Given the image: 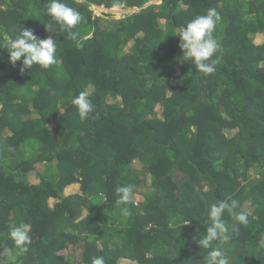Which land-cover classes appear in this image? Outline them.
<instances>
[{
    "label": "trees",
    "instance_id": "1",
    "mask_svg": "<svg viewBox=\"0 0 264 264\" xmlns=\"http://www.w3.org/2000/svg\"><path fill=\"white\" fill-rule=\"evenodd\" d=\"M157 1L64 0L87 20L71 40L48 0H0V43L23 27L58 45L55 64L23 74L0 48V264H205L197 240L225 199L249 222L225 212L229 239L213 246L264 264V0ZM118 6L136 11H93ZM213 7L220 48L205 75L178 34ZM85 90L94 110L81 119L71 100ZM20 224L27 252L9 236Z\"/></svg>",
    "mask_w": 264,
    "mask_h": 264
},
{
    "label": "clouds",
    "instance_id": "2",
    "mask_svg": "<svg viewBox=\"0 0 264 264\" xmlns=\"http://www.w3.org/2000/svg\"><path fill=\"white\" fill-rule=\"evenodd\" d=\"M161 0L157 1L160 3ZM152 3V2H151ZM130 10L127 14L135 12V9ZM105 9V8H104ZM111 10V9H107ZM47 14L59 24L62 31L67 32L68 38L71 40L77 39V34L72 29L81 23H87L86 18L76 9L69 7L64 0H48ZM126 14V15H127ZM221 15L216 8H210L206 14L197 15L190 20L185 27L180 30L179 47L183 51V60L190 61L195 66L196 70L205 74H213L216 71L217 59H212L217 50L220 48L217 39L214 36L217 23L220 21ZM49 32H52V25H46ZM0 48H6L9 52L8 59L15 66L17 61L22 60L20 72L23 74L25 70L31 69L33 65H38L42 68H48L55 64L58 45L56 40L51 36L46 39H40L31 29L23 27L18 29V35L15 38L4 34L3 42L0 43ZM71 103L78 109L81 119H87L89 114L93 112L94 105L89 98L87 90L81 91L76 95ZM118 199L117 206L126 205L132 201L134 186L122 185L116 189ZM239 201L236 199H225L210 206L207 213L208 223L205 235L197 240L199 247L210 249L207 255L203 257L205 264H230V259L227 251L222 250L220 245H214V242L219 241L221 244L229 239V226L223 219L224 213L240 224H248V215L244 211H237ZM120 214L124 217L131 215L127 207L120 208ZM9 236L14 242V245L21 251L27 252L28 245L31 244L32 238L24 224L13 226L10 229ZM91 264H106L103 256L92 257Z\"/></svg>",
    "mask_w": 264,
    "mask_h": 264
},
{
    "label": "rangeland",
    "instance_id": "3",
    "mask_svg": "<svg viewBox=\"0 0 264 264\" xmlns=\"http://www.w3.org/2000/svg\"><path fill=\"white\" fill-rule=\"evenodd\" d=\"M93 11L96 16H101V17L112 16L113 18L120 19L123 18L130 10L126 11L120 8L107 10L104 8L93 7Z\"/></svg>",
    "mask_w": 264,
    "mask_h": 264
}]
</instances>
